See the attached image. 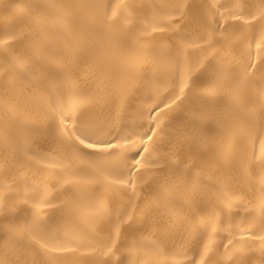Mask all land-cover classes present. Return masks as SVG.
Returning <instances> with one entry per match:
<instances>
[{
	"label": "bare ground",
	"instance_id": "obj_1",
	"mask_svg": "<svg viewBox=\"0 0 264 264\" xmlns=\"http://www.w3.org/2000/svg\"><path fill=\"white\" fill-rule=\"evenodd\" d=\"M78 2L80 0H0V32L5 29V16L9 21L24 20L29 13L45 5ZM89 2L99 6L94 9L98 26L89 32L88 47L74 58L66 52L72 48L75 31L82 21L70 16L73 34L61 31L58 36L57 26L49 25V54L54 61L53 67L68 77L67 82L58 80L57 87L50 92L31 89L21 93L18 88L8 87L7 82L14 78V73L8 67L4 52L0 51V127L9 120L8 109L15 107L31 127L40 130L30 138V160L17 159L0 168V191L5 197L4 208L0 210V226L15 222L22 225L30 221L37 210L54 222L59 221L58 207L34 208L32 201L26 202V198L39 195L59 205L70 187L64 184L65 179H71L74 189L85 196L99 190L103 175L92 167V158L68 159L59 140L45 130L51 116L50 105L67 102L75 83L89 89L91 98L83 111L101 138L109 133L115 136L143 131L148 127L149 109L154 102L161 103V108L152 113L163 120L157 134V146L162 149L158 154L173 167L178 164L189 168L193 179L200 182L195 186L199 205L195 213L182 223L164 215L154 226L150 210L156 205L158 184L169 169H145L135 192L125 188L107 194L108 206L116 211L111 222L105 219L96 226V231L105 238L111 235L115 240L114 255L102 256L99 251L77 252L68 257L70 261L93 264L111 259L113 264L118 261L142 264L148 259L152 264H190L193 257L199 258L196 251L199 245L200 252L205 246L211 249V264H259L264 259L261 254L264 245L249 239L248 235L264 231V219L260 214V205L264 203V156L259 143L254 144L257 135L264 137L261 108L264 105V69L258 67L253 71L244 93V104L253 117L246 136L237 135L228 140L217 126L216 109L230 103L226 90L217 91L216 103L207 107L199 97L211 78L213 67L223 65L226 69L241 71L248 62L249 38L254 36L256 42L261 40L257 27L245 34L243 43L234 40L231 48L217 46L213 50L205 43L209 33L217 23L228 28L238 24L227 19L229 13L259 15L264 10V0H125L124 17L111 31L102 27L105 6L115 5L120 0ZM175 5H180L184 12L182 18L171 14L175 12ZM114 36L121 41L120 46L113 45ZM135 48L142 49L144 55L132 57L130 51ZM251 51L257 63V57L264 58V47L257 50L253 44ZM108 52L115 59L109 58ZM201 64L203 67L199 71L191 73L182 100L172 104L179 95L177 85L187 76L188 66ZM35 75L37 79H49L47 72ZM163 102L170 104L171 109L164 108ZM192 136L202 138L207 146H187L185 139ZM173 145H181L182 150L171 151ZM226 151L231 152L229 159H225ZM4 156L5 149L0 145V160ZM61 164L85 173L87 178L69 176L59 166ZM121 212H124L123 217H120ZM2 235L0 233V237ZM149 237L160 246L158 254L144 257L131 250L134 241ZM228 239L233 242L225 248L223 245ZM4 242L0 239V247Z\"/></svg>",
	"mask_w": 264,
	"mask_h": 264
},
{
	"label": "snow or ice",
	"instance_id": "obj_2",
	"mask_svg": "<svg viewBox=\"0 0 264 264\" xmlns=\"http://www.w3.org/2000/svg\"><path fill=\"white\" fill-rule=\"evenodd\" d=\"M239 6V5H238ZM99 7L89 0H80L74 4H49L38 8L34 13H29L24 20H11L5 16V29L0 32V51L4 52L5 60L14 78L7 82V86L17 89L21 93H28L31 89L50 92L57 87V81L67 82L68 77L57 68L53 67V59L49 54L51 41L49 39V25H56V35L61 31L73 34L70 24L71 19L82 21L81 27L75 31L74 43L66 55L74 58L79 52L89 45V32L97 27V20L94 9ZM175 12L182 18L184 12L180 5H175ZM127 5L125 0L119 3L105 6L103 29L111 31L115 23L124 17ZM74 13V15H71ZM221 19H224L220 13ZM227 19L239 22L231 28L224 27L217 23L213 32L209 33L208 43L213 50L219 46L231 48L233 41L243 43L245 34L259 27L261 32L260 42H256L251 36L248 42V62L241 71L226 69L223 65L213 67L211 78L206 83L204 92L199 97L205 107L215 104V94L219 90H226L230 97L227 107H218L215 112L217 126L228 139L235 136H246L249 134V121L253 118L252 111L244 104V93L250 83V77L254 70L264 69V58H259L258 63L252 55V46L257 50L264 47V10L259 15L251 12L229 13ZM153 28V31H156ZM240 33V35H235ZM219 37V38H217ZM113 45L120 46L118 37H113ZM24 49V51H21ZM109 58L111 53H106ZM132 57L144 55L140 48L130 51ZM119 62V61H116ZM128 66V65H126ZM199 67L188 66L186 78L177 85L179 95L172 100H182L185 89L189 87L188 79L193 71H199ZM211 67V65H210ZM129 70H131L129 66ZM207 71V69H205ZM47 72L49 79H37L35 73ZM18 78V80L16 79ZM89 89L73 83L67 102L61 105L55 103L50 105L51 116L46 131L54 135L62 145V148L70 160L81 158H92V167L103 175L100 188L91 195L85 196L75 190L71 179H65L64 184L70 185L65 191L64 199L59 205H54L52 200L41 198L39 195L26 198L31 200L34 208L58 207L61 213L59 221H53L43 212L37 210L32 214L30 221L22 225L18 222L0 226V233L5 242L0 247V264H74L68 257L74 256L77 252L93 253L99 251L102 256L114 255L116 242L111 235L103 237L96 231V226L111 217L115 209L108 206L106 197L108 193H114L131 189L137 190V181L142 179L144 170L148 168L169 169V173L158 184L156 205L150 210L153 225H157L164 215L175 218L177 222H183L195 213L199 207L197 203L196 185L200 182L193 179L191 170L187 167L169 163L165 157L158 153L162 150L157 146L158 131L163 125V120L152 113L161 108V103L154 102L149 109L148 127L141 132L129 135H115L111 133L101 138L99 131L84 113V109L90 101ZM164 108L171 109V105L163 102ZM264 111V105H261ZM9 120L0 127V145L5 149V156L0 160V168L7 167L11 162L19 159L30 160L32 155L28 144L32 134L40 131L31 127L27 120L15 107L8 109ZM155 137V139H154ZM187 146L198 145L206 147V142L198 137L192 136L185 139ZM259 143L261 154L264 156V137L257 135L254 144ZM181 145H173L171 151L179 152ZM147 154V155H145ZM231 156L230 151L225 152V159ZM99 162V163H98ZM69 176H85L83 172L74 171L70 166L59 165ZM39 191V190H37ZM4 195L0 191V210L4 208ZM260 214L264 219V203L260 205ZM129 218L131 214L129 213ZM124 212L120 213V217ZM123 222V221H121ZM119 235V229H116ZM248 238L258 240L264 245V231L260 233H249ZM232 239L223 245L227 248L232 244ZM136 254H143L144 257L158 254L160 246L150 237L134 241L130 246ZM198 259L193 257L190 264H211V249L205 246L200 252L197 246ZM264 255V247L261 248ZM93 264H113L111 259H105ZM121 264V262H117ZM142 264H152L151 260L144 259ZM259 264H264L261 259Z\"/></svg>",
	"mask_w": 264,
	"mask_h": 264
}]
</instances>
